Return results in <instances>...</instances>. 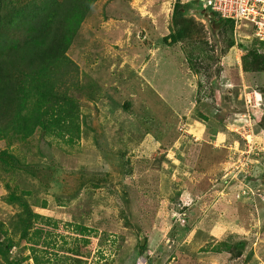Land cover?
I'll return each instance as SVG.
<instances>
[{
  "label": "rangeland",
  "instance_id": "1",
  "mask_svg": "<svg viewBox=\"0 0 264 264\" xmlns=\"http://www.w3.org/2000/svg\"><path fill=\"white\" fill-rule=\"evenodd\" d=\"M104 1L96 2L85 20L86 25L82 26L84 31L78 34L67 53L79 65L86 80L98 82V92L104 100H112L110 109L115 115L106 119L117 121L114 142L106 129L99 143L106 152L111 150L115 154L103 158L97 149L88 150L89 142L84 139L80 141L81 150L70 154L59 150L55 143L43 144L44 155L33 165L48 178L60 176L69 180L70 186L74 181L67 176L76 177L83 169L86 178L111 175L93 196L92 206L101 212L88 222L87 229L94 227L97 234L85 230L83 235L76 236V226L66 225L70 218L66 213L68 207L53 201H49L47 208L32 207L40 215L37 227L64 235L69 248L74 243L75 247L84 249L89 240L87 259L73 264H253L255 260L254 263L264 264V70L249 75L242 71L241 57L254 41L250 28L242 27L235 40L227 28L215 29L216 23L208 25L203 16L191 12L210 47L211 65L205 57L199 65L201 73L215 80L214 86H210L204 75L198 79L192 73L180 45H167L156 39L166 33L175 0H127L133 18L121 14L107 20L101 16ZM187 1L192 0H180ZM111 30H116L113 36ZM230 35L235 40L232 47L227 46ZM260 52L264 54V49ZM105 115L101 110L95 119L104 122ZM189 121H192L191 131L196 126L203 130L198 141L182 131ZM220 130H225L222 135L223 147L228 151L225 159L232 158V163L211 155V150L205 152L207 148L198 147L210 141L207 138L210 131ZM249 132L254 135V147L247 157L245 136ZM227 140L231 146L226 145ZM162 144L164 147L170 144L171 156ZM159 157L163 160L159 161ZM115 163L120 165V175L113 169ZM158 164L171 175L169 179L164 175V180L155 184L154 193V182L136 174L135 169L142 168L151 179ZM175 177L185 181H173L183 189L169 203L172 181L169 180ZM147 182L150 184L144 188L137 187V183L140 186ZM190 183H203L204 189L208 186L215 194L204 208L189 205L190 211L185 212L190 221L187 222L178 207L186 202L204 204L202 197L188 195L194 192ZM60 186L51 184L50 190L55 194L67 193ZM5 194L0 182V221L7 227L15 208L4 202ZM79 197L84 203L90 201L82 194ZM196 227L210 232L211 235L198 232V236L205 235L207 242L209 235L213 236L212 245L228 236H233L232 244L241 238L248 239L241 249L226 248L227 252L222 254L197 252V232L188 236L191 228L193 232ZM104 229L109 231L104 233ZM141 238L144 240L141 245L146 247L140 256L136 243ZM23 245L24 241L18 243L13 254L27 256V250L19 252ZM60 246L62 241L56 245L55 252H62ZM68 252L71 254V249Z\"/></svg>",
  "mask_w": 264,
  "mask_h": 264
},
{
  "label": "trees",
  "instance_id": "2",
  "mask_svg": "<svg viewBox=\"0 0 264 264\" xmlns=\"http://www.w3.org/2000/svg\"><path fill=\"white\" fill-rule=\"evenodd\" d=\"M97 1L0 0V144L2 145L0 182L6 191L4 202L15 208V213L7 227L0 221V264H73L81 263V259H87L90 253L89 240L85 242L84 249L75 247L74 243L69 248L64 235L37 227L40 215L34 212L32 207L47 208L49 201L68 207L66 213L70 218L66 225L76 226V236L83 235L84 231L88 230V222L101 212L92 206L94 193L102 183L108 181L111 175L107 173L104 176L86 178L87 176L82 173L85 170L83 169L76 177L72 174L67 176L74 181L70 186L69 180L65 181L60 176L48 178L46 174L34 169L33 165L44 155L43 144L55 143L59 150L70 154L81 150L80 141L84 139L89 142L88 150L97 149L103 158H110L115 154L111 150L106 152L99 143L106 129L111 132L110 141L114 142L117 121L109 122V119H106L115 115L110 109L112 100H104L98 92V82L86 80V77L81 75L79 65L67 53L79 29L92 14ZM195 8L198 6L194 2L181 3L180 0H175L165 26L166 33L156 39L159 43L180 45L192 73L198 79L204 75L208 84L214 86L215 80H209V74L201 73L199 66L203 57L208 65H211L210 47L202 33V28L193 17L191 18L190 12ZM121 14L127 16V19L133 18L127 0H106L101 5V16L104 20ZM198 15L202 16L204 13L201 11ZM212 23H216L215 29L227 28L230 33L232 31L230 19L207 20L208 25ZM115 32L116 30H111L112 36ZM227 46H234L231 35ZM263 49L264 43L254 40L245 50L241 57V68L245 74L264 70V54L260 52ZM219 70L218 67L217 74ZM101 110L106 112L104 122L95 119L100 115ZM90 111L92 113H89ZM91 115H94V118ZM12 149L16 153H13ZM121 155L124 156V152ZM158 159L163 160V157ZM114 166L113 169H116L117 174L120 175V165L115 163ZM154 170L156 174L154 173L150 179L147 177L148 172H144L140 167L135 169L136 174L154 182L155 193L157 191L155 184L163 181L164 175L169 179L171 174L161 164H158V168ZM171 180L170 178L169 181ZM138 183L137 187L141 188L150 184L147 182L139 186ZM51 184L61 185V190L67 193L55 194L50 190ZM190 184L194 186V192L188 189L190 192L188 195L193 194L196 199L202 197L201 202L204 204L197 206L196 203L186 202L181 208L178 207V212H182L181 217L188 219L187 222H190L188 213H185L187 210L190 211L188 206L202 205L204 208L215 194L211 190L208 191V186L204 189L203 183ZM170 185L173 187L171 188ZM174 186V182L171 181L168 189L170 192L167 191L171 197L169 203L175 201L179 194ZM80 194L90 199L88 203L91 202V206L80 199ZM154 196L158 197V193ZM220 203L225 204V201L220 200ZM71 206L76 210H71ZM195 220L196 218L191 224ZM88 231L93 232V235L97 234L94 227ZM107 231L109 230H103L104 233ZM195 231L197 252L222 254L227 252L226 248L241 249L242 243H246L248 239L241 238L232 244L233 236H228L212 245L210 243L213 236H210L207 229L196 227L193 233ZM198 232L210 234V241H206L205 235L198 236ZM76 239L75 237L74 240ZM123 239L122 235L120 241L122 242ZM21 241H24V245L19 252L27 250V256L13 254L15 246ZM60 241H62L60 249L63 250L55 252V247ZM136 247L141 256L146 246L141 245L140 239H137ZM69 249L72 251L71 254L68 252ZM255 261L253 264H258L254 263Z\"/></svg>",
  "mask_w": 264,
  "mask_h": 264
},
{
  "label": "built area",
  "instance_id": "3",
  "mask_svg": "<svg viewBox=\"0 0 264 264\" xmlns=\"http://www.w3.org/2000/svg\"><path fill=\"white\" fill-rule=\"evenodd\" d=\"M207 4L222 17L249 21L264 41V0H208Z\"/></svg>",
  "mask_w": 264,
  "mask_h": 264
},
{
  "label": "clouds",
  "instance_id": "4",
  "mask_svg": "<svg viewBox=\"0 0 264 264\" xmlns=\"http://www.w3.org/2000/svg\"><path fill=\"white\" fill-rule=\"evenodd\" d=\"M207 1L208 0H192V1H187V2H183V3H195L197 6H198V8H195V9H193V11H191V12H195V13H197V14H195V15H197V16H199L198 14L202 11V13H204V15H202L203 16V19H205L206 20V22H207V20L208 19H215V20H218V18H220V19H230V20H232V31H231V33H233V36H234V39L236 40V37L238 36V34L240 33V32H242L241 31V28L242 27H249L250 28V30H251V35H252V37H253V39L254 40H256V41H259V42H263L264 43V41L263 40H260V39H258V37L256 36V34H255V31H256V29L253 27V25L249 22V21H247V20H244V19H241V20H238V21H235V19H233V18H227V17H222V16H220L219 15V13H217L216 11H213L212 9H211V6L210 5H208L207 4ZM96 4V3H95ZM94 4V5H95ZM205 11H207V12H209L211 15H209L208 13H206ZM191 12H190V14H191ZM84 24V23H83ZM83 26V25H82ZM82 26H81V28L79 29V31H78V33H77V35H76V37L78 36V34L80 33V31H81V29H82ZM242 34V33H241ZM75 37V38H76ZM233 39V40H234ZM75 40V39H74ZM234 40V41H235ZM236 43V42H235ZM73 44V43H72ZM74 60V59H73ZM258 92H260L259 94H262V91L261 90H257ZM192 121H194V119L192 120ZM192 121H189L188 123H189V125L186 123L184 126H183V128L184 129H182V131H183V133H185V134H187V135H191L192 137H195V141H198L199 139H200V137H201V135L203 134V130L200 128V129H198L197 128V126H196V130H194V131H191V129H190V127H192L191 125V122ZM196 125H197V123H196ZM250 133V134H249ZM248 134H246V136H245V139L247 140V143H246V150L244 151L245 152V154H246V156L248 157V152H251L252 150H253V140H254V135H253V133L252 132H249ZM251 135V139L249 140L248 139V137ZM180 136H183V135H181L180 134ZM246 157V158H247Z\"/></svg>",
  "mask_w": 264,
  "mask_h": 264
},
{
  "label": "crops",
  "instance_id": "5",
  "mask_svg": "<svg viewBox=\"0 0 264 264\" xmlns=\"http://www.w3.org/2000/svg\"><path fill=\"white\" fill-rule=\"evenodd\" d=\"M84 24L86 25V23L84 22ZM84 24H83V27H84ZM104 26H105V23H104ZM82 27V28H83ZM93 28H95V24H93ZM96 29V28H95ZM84 30H82L81 29V31L80 32H83ZM263 94V93H262ZM225 132V130H220V131H216V132H212V131H210V133H208V136H207V138L210 140V141H205L204 143H202V144H200L198 147L199 148H207V151H205V152H208V153H211V151H212V154L211 155H213V156H216V157H219L220 159H222V160H224V161H226V162H229V163H232V158H230V159H225V155L228 153V151L227 150H225V148L223 147V144H222V141H223V133ZM165 142V141H164ZM226 145L227 146H231L232 144L227 140L226 142ZM171 145L172 146H176V143H174V142H172L171 143ZM166 147H164L163 146V144H162V147L163 148H165V152H167V155H169V156H171L170 155V153H169V151H170V144H166L165 145ZM217 146V148H215ZM160 149H162V148H160ZM211 150V151H210ZM175 180H179V181H182V182H184L185 180H181V178H172V181H175ZM177 184H174L176 187V191H181L180 190V188L178 187V186H180L181 184H179L178 182H176ZM185 186H189V185H185ZM188 189H190V188H186V191L188 192ZM208 191H210V190H208ZM189 194V193H188ZM178 195H180V194H178ZM193 228H191V230H192ZM191 230H190V232H188V236L189 237H191V235H192V233L193 232H191ZM194 231V230H193ZM211 258H213V257H211Z\"/></svg>",
  "mask_w": 264,
  "mask_h": 264
},
{
  "label": "water",
  "instance_id": "6",
  "mask_svg": "<svg viewBox=\"0 0 264 264\" xmlns=\"http://www.w3.org/2000/svg\"><path fill=\"white\" fill-rule=\"evenodd\" d=\"M143 241H144V240L141 238V240H140V244H143Z\"/></svg>",
  "mask_w": 264,
  "mask_h": 264
}]
</instances>
